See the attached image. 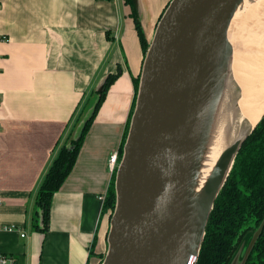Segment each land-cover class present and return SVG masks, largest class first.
Returning <instances> with one entry per match:
<instances>
[{"label": "crops", "instance_id": "crops-1", "mask_svg": "<svg viewBox=\"0 0 264 264\" xmlns=\"http://www.w3.org/2000/svg\"><path fill=\"white\" fill-rule=\"evenodd\" d=\"M169 1L136 0L148 41ZM142 61L124 0H0V253L14 264H99L109 228L100 197L111 179L109 157L119 153L130 121ZM117 68L53 195L43 234L33 224L40 183Z\"/></svg>", "mask_w": 264, "mask_h": 264}, {"label": "water", "instance_id": "water-1", "mask_svg": "<svg viewBox=\"0 0 264 264\" xmlns=\"http://www.w3.org/2000/svg\"><path fill=\"white\" fill-rule=\"evenodd\" d=\"M241 1L170 0L159 17L115 169L116 200L101 264L196 263L213 202L256 125L238 119L235 139L191 213V183L219 69L232 104L240 92L231 75L228 30ZM257 232L242 258L239 250L230 264L244 263Z\"/></svg>", "mask_w": 264, "mask_h": 264}, {"label": "trees", "instance_id": "trees-1", "mask_svg": "<svg viewBox=\"0 0 264 264\" xmlns=\"http://www.w3.org/2000/svg\"><path fill=\"white\" fill-rule=\"evenodd\" d=\"M124 2L130 7V16L144 57L149 41L142 29L134 1ZM120 73V68H117L115 73H110L104 78L100 90L97 91L98 99L92 114L86 120L79 136L70 138L68 144L60 147L46 171L37 193L36 219L33 223L35 230L43 234L48 230L53 195L71 172L91 122L108 88ZM133 82L137 93L139 76L133 78ZM127 129L118 153L119 158L122 155ZM114 179L115 171L111 173L102 203V212H109V217L116 200ZM256 232L243 264H264V113L242 141L227 179L213 202L195 264H230L239 250L242 258ZM93 246L94 242L89 253L92 252ZM99 257L102 258V255Z\"/></svg>", "mask_w": 264, "mask_h": 264}, {"label": "bare ground", "instance_id": "bare-ground-1", "mask_svg": "<svg viewBox=\"0 0 264 264\" xmlns=\"http://www.w3.org/2000/svg\"><path fill=\"white\" fill-rule=\"evenodd\" d=\"M228 38L233 47L231 75L240 92L232 104L224 86V71L219 69L191 183V213H195L220 156L234 141L238 119L254 125L264 113V0L238 4Z\"/></svg>", "mask_w": 264, "mask_h": 264}, {"label": "built area", "instance_id": "built-area-1", "mask_svg": "<svg viewBox=\"0 0 264 264\" xmlns=\"http://www.w3.org/2000/svg\"><path fill=\"white\" fill-rule=\"evenodd\" d=\"M119 161V157L117 152H114L113 154L110 155L109 157V169L111 172L115 171L117 164ZM103 199V197H100ZM5 230H14L15 227L13 226H5L3 227ZM21 236H24V233H21ZM0 264H14V259L12 256L0 253Z\"/></svg>", "mask_w": 264, "mask_h": 264}, {"label": "rangeland", "instance_id": "rangeland-1", "mask_svg": "<svg viewBox=\"0 0 264 264\" xmlns=\"http://www.w3.org/2000/svg\"><path fill=\"white\" fill-rule=\"evenodd\" d=\"M247 17H249V16H247ZM146 36V35H145ZM147 38V37H146ZM148 40V39H147ZM94 99L93 100H97V96L96 95H94V97H93ZM93 100H91L92 102L89 104L91 107H92V105H93V103H94V101ZM88 108L90 109V107L88 106ZM88 110V109H87ZM87 110H86V112H87ZM85 112V113H86ZM85 113H84V115H85ZM83 115V116H84ZM75 137V136H74ZM73 137V138H74ZM119 160H120V158H119ZM119 162V161H118ZM108 215H109V212H108ZM107 244V243H106ZM106 250H107V248H106ZM106 250H105V252H106ZM105 252H104V254L102 255V258H100V260H99V264H101V262H102V260H103V258H104V256H105ZM237 262L238 261H235L233 264H237Z\"/></svg>", "mask_w": 264, "mask_h": 264}]
</instances>
